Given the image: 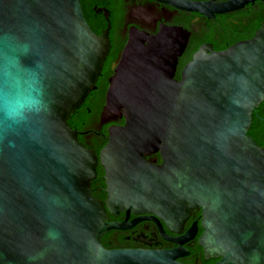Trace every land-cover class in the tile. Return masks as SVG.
Masks as SVG:
<instances>
[{
    "label": "water",
    "instance_id": "obj_1",
    "mask_svg": "<svg viewBox=\"0 0 264 264\" xmlns=\"http://www.w3.org/2000/svg\"><path fill=\"white\" fill-rule=\"evenodd\" d=\"M156 1L208 16L240 5ZM187 40L176 26L131 35L102 114L127 119L100 152L102 200L99 157L69 119L96 88L109 29L91 27L81 0H0V47H27L48 105L18 126L0 121V264H152L163 253L104 246L125 227L109 213L189 207L203 209L200 241L215 264H264V145L249 134L264 102V23L226 49L201 45L177 80ZM156 151L161 165L145 158Z\"/></svg>",
    "mask_w": 264,
    "mask_h": 264
},
{
    "label": "flooded vegetation",
    "instance_id": "obj_2",
    "mask_svg": "<svg viewBox=\"0 0 264 264\" xmlns=\"http://www.w3.org/2000/svg\"><path fill=\"white\" fill-rule=\"evenodd\" d=\"M225 3L239 1L236 8L215 12L208 16L199 11L178 9L156 0H81L85 16L91 27L102 34L109 29L111 46L103 63L96 88L72 114L69 124L78 131L79 140L95 150L99 157L98 176L92 183L93 194L105 200V168L100 152L108 143L109 129L124 125L125 117L103 118L107 93L113 78L118 74L125 48L133 33L157 34L162 26H176L188 33L187 45L179 57L175 78L180 80L182 70L193 54L203 44L215 50L226 49L235 43L255 36L264 23V0H197ZM243 3V4H242ZM257 108L254 115L264 122ZM254 121V119H253ZM253 126V123H252ZM252 128V127H251ZM252 135L260 145L255 134ZM149 164L161 165V151L145 156ZM164 218L158 214L121 211L109 213L108 221L124 222L125 227L112 229L102 237L109 250L138 249L151 253H163L152 264H215L221 257L207 256L200 238L204 233L203 209L189 207L186 215L181 209ZM181 219V220H180Z\"/></svg>",
    "mask_w": 264,
    "mask_h": 264
},
{
    "label": "clouds",
    "instance_id": "obj_3",
    "mask_svg": "<svg viewBox=\"0 0 264 264\" xmlns=\"http://www.w3.org/2000/svg\"><path fill=\"white\" fill-rule=\"evenodd\" d=\"M27 47H0V121L11 126L26 123L48 107L40 64L24 63Z\"/></svg>",
    "mask_w": 264,
    "mask_h": 264
},
{
    "label": "trees",
    "instance_id": "obj_4",
    "mask_svg": "<svg viewBox=\"0 0 264 264\" xmlns=\"http://www.w3.org/2000/svg\"><path fill=\"white\" fill-rule=\"evenodd\" d=\"M257 110V109H256ZM255 110V111H256ZM261 115L264 116V102L260 105ZM255 113V112H254ZM253 113V126L249 130V134H255L259 141L264 142V122L260 121Z\"/></svg>",
    "mask_w": 264,
    "mask_h": 264
}]
</instances>
